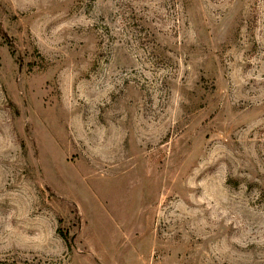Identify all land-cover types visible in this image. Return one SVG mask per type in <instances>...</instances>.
<instances>
[{
  "label": "rangeland",
  "instance_id": "obj_1",
  "mask_svg": "<svg viewBox=\"0 0 264 264\" xmlns=\"http://www.w3.org/2000/svg\"><path fill=\"white\" fill-rule=\"evenodd\" d=\"M0 264H264V0H0Z\"/></svg>",
  "mask_w": 264,
  "mask_h": 264
}]
</instances>
